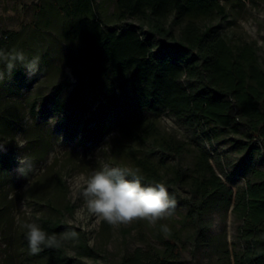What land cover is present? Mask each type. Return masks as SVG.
Wrapping results in <instances>:
<instances>
[{
  "label": "trees",
  "instance_id": "16d2710c",
  "mask_svg": "<svg viewBox=\"0 0 264 264\" xmlns=\"http://www.w3.org/2000/svg\"><path fill=\"white\" fill-rule=\"evenodd\" d=\"M236 1L242 0H114L117 23L112 28L96 15L92 0H79L71 10L53 2V9L63 17L72 14L78 20L73 29L63 32L70 45V55L63 61L67 70L48 96L40 99L41 115L52 112L70 134L78 126L76 112L91 92L105 106L95 109L84 122L83 136L100 134L105 116L112 113L128 142L151 146L152 155L162 153L177 159L189 149L187 144L164 134L154 120L139 114L168 111L192 126L209 127L215 139H224L241 154L226 182L205 149L196 152L191 170L178 164L168 166L152 155L137 157L131 149L133 170H141L145 184L187 186L191 208L185 218L195 228L194 255L205 249L216 252L214 240L219 239L217 264H264V168L253 164L264 159V62L255 45L231 43L213 23L215 16H224L226 6ZM34 52L32 48L29 59ZM36 103L31 106L33 115ZM20 123L17 110L11 109L0 116V134L12 132ZM7 148L0 142L1 155ZM31 149L28 158L33 170L21 175L17 170L12 173L9 164L0 163V181L12 174L14 181L34 175L46 160V149ZM238 171H248V177L244 186L234 190L227 182ZM43 180L30 188L51 211L41 217L40 226L57 236L69 229L77 231L79 239L69 242L80 255L96 256L98 251L88 245L85 234L58 217L63 215L58 205L67 198L65 182L57 178V193L49 194L40 189ZM217 204L232 209L235 233L231 244L226 236L207 232V217ZM62 209L73 213L75 207L66 204ZM24 233L20 234L21 244L28 250ZM64 247L31 256L53 264H78V258L69 256ZM129 263L161 264L140 251Z\"/></svg>",
  "mask_w": 264,
  "mask_h": 264
},
{
  "label": "rangeland",
  "instance_id": "374dc122",
  "mask_svg": "<svg viewBox=\"0 0 264 264\" xmlns=\"http://www.w3.org/2000/svg\"><path fill=\"white\" fill-rule=\"evenodd\" d=\"M79 0H0V49L21 50L29 57L40 58L39 71L27 74L22 65H17L0 81V116L16 109L21 123L10 133L0 134V142L7 146L5 155L0 154V163L10 165L16 171L23 156L31 157L33 150L46 149L45 161L40 162L34 175L28 180L11 178L0 181V264H53L50 260L32 257L21 244L20 234L24 230L17 222H35L40 225L42 216L50 215V209L43 201H38L30 188L40 178H44L40 189L49 194L57 193L56 179L61 178L67 188L66 200L60 202L61 220L80 229L85 234L88 245L98 251L96 256L80 255L74 244L64 246L69 256L78 258V264H130L129 259L138 251L161 264H217V246L221 240H214L216 252L205 249L194 255L195 228L188 224L186 214L191 208L190 192L185 187L166 186L169 194L177 201L175 211L150 226L146 221H134L114 228L89 214L83 197L79 194L87 178L104 164L133 169L131 149L137 157L150 154L151 146L128 142L120 133L118 121L112 113L105 116L104 130L93 137L83 136L84 122L98 107L104 108L88 92L84 105L76 112L78 126L72 133H66L53 113L41 115V100L63 74L67 67L63 61L70 52L64 31L76 26V17L68 19L54 10L53 2L61 8L71 10ZM224 3V2H223ZM96 15L112 28L117 23L114 0H92ZM213 23L233 44H253L259 49L264 62V0H242L226 6L224 16H215ZM119 24L123 25L122 22ZM5 41V44H1ZM80 53V52H79ZM51 64H49V63ZM37 102V103H36ZM36 103V115L31 112ZM156 122L164 134L181 140L189 148L181 159L152 155L155 161L163 159L168 166H182L191 170L194 155L199 149L208 150L211 163L217 174L226 182V175L234 171L241 154L224 139H215L207 126H192L185 120L175 117L168 111L152 114L140 113ZM209 135L213 137L209 139ZM22 145V147L20 146ZM264 168V159L253 161ZM165 172V171H164ZM167 178L172 174L166 172ZM248 171H238L227 182L234 190L244 186ZM143 183V182H142ZM145 184V183H144ZM75 207L73 213L63 211V206ZM231 207L217 204L207 217L209 233L213 236H226L231 244L234 241L235 224ZM160 225H167L170 232L165 234ZM172 244V245H171ZM215 248V247H214ZM231 248V247H230ZM127 261V262H126Z\"/></svg>",
  "mask_w": 264,
  "mask_h": 264
},
{
  "label": "clouds",
  "instance_id": "9594fccd",
  "mask_svg": "<svg viewBox=\"0 0 264 264\" xmlns=\"http://www.w3.org/2000/svg\"><path fill=\"white\" fill-rule=\"evenodd\" d=\"M40 58L29 59L21 50L6 51L0 49V81L19 64L26 68L29 77L39 71ZM22 147V145H20ZM17 171L27 175L33 170V162L23 156L19 160ZM141 170L129 167L104 164L95 170L86 180L80 191L87 212L114 228L128 225L134 221H146L155 226L158 221L175 211L177 201L164 183L144 184ZM17 222L25 230V239L30 255H38L45 249H60L67 242L79 239V233L66 230L59 236L49 234L35 222ZM165 234L170 232L167 225H160Z\"/></svg>",
  "mask_w": 264,
  "mask_h": 264
}]
</instances>
